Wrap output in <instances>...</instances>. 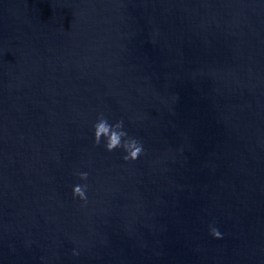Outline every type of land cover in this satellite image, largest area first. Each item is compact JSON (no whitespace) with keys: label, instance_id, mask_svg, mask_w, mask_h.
Returning <instances> with one entry per match:
<instances>
[{"label":"water","instance_id":"95a60500","mask_svg":"<svg viewBox=\"0 0 264 264\" xmlns=\"http://www.w3.org/2000/svg\"><path fill=\"white\" fill-rule=\"evenodd\" d=\"M0 264H264V0H0Z\"/></svg>","mask_w":264,"mask_h":264},{"label":"clouds","instance_id":"9594fccd","mask_svg":"<svg viewBox=\"0 0 264 264\" xmlns=\"http://www.w3.org/2000/svg\"><path fill=\"white\" fill-rule=\"evenodd\" d=\"M94 128V143L98 146L102 138L105 141L104 147L106 151L112 152L116 149H122L125 161H136L140 156L144 155V146L142 142L135 137L129 136L125 130L124 121L117 120L115 123H109L108 119L101 113L97 122L93 125ZM78 177L82 181H87V172H78ZM88 184H76L73 186L72 194L74 198L87 203ZM210 234L213 238H222V233L216 227L210 226ZM73 255H78V252L73 251Z\"/></svg>","mask_w":264,"mask_h":264}]
</instances>
